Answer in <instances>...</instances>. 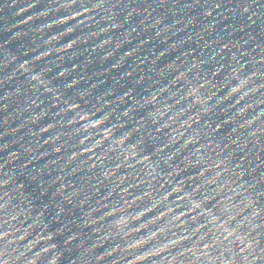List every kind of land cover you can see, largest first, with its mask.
<instances>
[{
	"label": "water",
	"instance_id": "95a60500",
	"mask_svg": "<svg viewBox=\"0 0 264 264\" xmlns=\"http://www.w3.org/2000/svg\"><path fill=\"white\" fill-rule=\"evenodd\" d=\"M0 264H264V0H0Z\"/></svg>",
	"mask_w": 264,
	"mask_h": 264
}]
</instances>
